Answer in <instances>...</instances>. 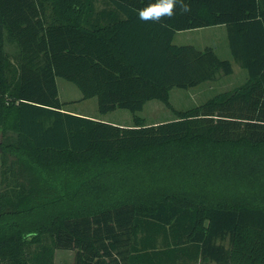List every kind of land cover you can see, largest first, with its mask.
<instances>
[{
    "label": "trees",
    "instance_id": "16d2710c",
    "mask_svg": "<svg viewBox=\"0 0 264 264\" xmlns=\"http://www.w3.org/2000/svg\"><path fill=\"white\" fill-rule=\"evenodd\" d=\"M150 2L0 0V264H264V0H185L161 23L138 18ZM215 26L247 81L176 110L174 88L234 72L174 43ZM59 78L133 125L67 112ZM150 101L175 118L146 123Z\"/></svg>",
    "mask_w": 264,
    "mask_h": 264
},
{
    "label": "rangeland",
    "instance_id": "374dc122",
    "mask_svg": "<svg viewBox=\"0 0 264 264\" xmlns=\"http://www.w3.org/2000/svg\"><path fill=\"white\" fill-rule=\"evenodd\" d=\"M101 5L102 0H99ZM174 43L176 45H193L198 49H205L206 47H212L215 49L217 54L222 59H228L233 63L234 72L230 76H219V78L213 82H206L197 87L189 89L174 88L171 91V103L176 110H187L199 106L205 103L208 99L214 95L230 91L236 87L241 86L247 81V72L233 60L231 55L227 30L225 27H209L203 29H194L191 31H185L177 33L174 37ZM57 84L59 88V97L62 101L69 100H81L82 94L80 90L72 83L59 78L57 79ZM78 100V102H80ZM92 102V101H91ZM72 106L71 108H82L81 103ZM90 104V103H89ZM90 113L93 111L89 110ZM94 115L102 119L103 121L120 123L121 125L131 126L133 125L132 114L125 109H118L115 112L108 113L105 115L94 111ZM146 120V123H160L175 118V114L171 109L166 107L160 101H150L148 102L144 110L140 113ZM3 139L1 128H0V141ZM13 160L12 157L9 161ZM1 151H0V190L6 189L4 185L1 184ZM201 180V179H198ZM195 180V181H198ZM204 181V180H203ZM210 183H218V179L214 178L210 180ZM186 182H194L187 181ZM74 250H58L55 256V264H74Z\"/></svg>",
    "mask_w": 264,
    "mask_h": 264
},
{
    "label": "clouds",
    "instance_id": "9594fccd",
    "mask_svg": "<svg viewBox=\"0 0 264 264\" xmlns=\"http://www.w3.org/2000/svg\"><path fill=\"white\" fill-rule=\"evenodd\" d=\"M177 8L181 14L191 11V6L185 0H153L137 10V15L143 22L161 23L165 18L170 19L176 15Z\"/></svg>",
    "mask_w": 264,
    "mask_h": 264
},
{
    "label": "crops",
    "instance_id": "0c3cea01",
    "mask_svg": "<svg viewBox=\"0 0 264 264\" xmlns=\"http://www.w3.org/2000/svg\"><path fill=\"white\" fill-rule=\"evenodd\" d=\"M215 27L219 28V27H224V26H215ZM189 31H191V30H189ZM183 32H185V31H183ZM178 33H180V32H178ZM78 100H80V99H78ZM78 100L65 101L66 103H68L66 105V107H65L66 111L70 112V113H73V114L81 115V116H87V117H92L94 119H99V117L94 115V113H95L94 111L97 110V112H98V102H97L96 98H92V99H88V100H84V101H80V102H78ZM75 103H81L80 105H82V108H77V109L71 108L74 105L79 106L78 104H75ZM89 110L93 111V113H90ZM111 123H113V122H111ZM114 124H117V125H120V126H125V125H121L120 123H114Z\"/></svg>",
    "mask_w": 264,
    "mask_h": 264
}]
</instances>
